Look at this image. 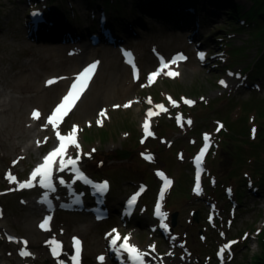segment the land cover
Listing matches in <instances>:
<instances>
[{
  "label": "rangeland",
  "instance_id": "1",
  "mask_svg": "<svg viewBox=\"0 0 264 264\" xmlns=\"http://www.w3.org/2000/svg\"><path fill=\"white\" fill-rule=\"evenodd\" d=\"M62 1L0 0V264H76V247H70L75 240L78 264H111L105 246L113 234L159 249L166 264H251L264 229V192L253 196L241 181L264 163V71L259 74L255 63L262 50L256 21L242 28L240 17L212 8L205 27L169 26L140 8L136 11L129 0L120 12L141 21L120 27V19L99 5L88 2L86 7L80 3L85 0H73L75 17ZM28 2L45 9L42 29H54L46 37L35 31L39 42L25 36L24 28L31 25ZM233 2L241 14L251 5L249 0ZM51 3L60 13H47ZM89 6L99 7V16L89 13ZM102 16L123 42L109 53L102 40L90 44L89 32L99 29L96 21ZM69 28L77 29L90 54L81 60L74 54L63 66H55L42 48L57 49V38ZM29 41L38 45L32 48ZM198 50L203 59L197 57ZM180 56L184 58L172 62ZM161 57L168 63L163 70ZM93 62L97 67L79 103L57 126L49 124L54 106ZM154 71L158 75L149 79ZM170 71L178 75L171 77ZM120 84H127V90L118 89ZM161 104L165 111L159 110ZM145 123L151 136L142 132ZM73 127L76 145H69L64 158L77 159L79 171L69 165L68 171L58 172L56 164L53 170L85 194L89 184L107 182L106 202H120L123 213L125 198L145 186L133 207L137 215L143 214L136 223L141 228L127 226L134 221L108 210L107 218L95 220L88 210L93 197L87 214L64 213L50 204L48 209L35 208L40 177L33 184L31 173L56 148L57 133L72 132ZM205 143L202 179L195 183V161ZM117 149L128 150V157L116 158ZM29 180V190L19 192V185ZM163 183H168L161 207L167 229L155 215V197ZM195 211L198 221L192 217ZM47 217L49 223L42 228ZM102 247L105 257L99 261Z\"/></svg>",
  "mask_w": 264,
  "mask_h": 264
},
{
  "label": "trees",
  "instance_id": "2",
  "mask_svg": "<svg viewBox=\"0 0 264 264\" xmlns=\"http://www.w3.org/2000/svg\"><path fill=\"white\" fill-rule=\"evenodd\" d=\"M47 1V0H46ZM68 1V0H64ZM73 1V0H70ZM87 1V0H85ZM127 1V3H126ZM88 0V2L94 3L97 6H101L104 11L110 12L111 18H115V20L120 19V27H124L128 25V23H132L131 21H136L140 24L138 17H126V14L120 12L124 9V6H128L129 0ZM251 5L249 9L243 10L244 14H241V7L233 2V0H131V4L133 9L138 11L141 9V12L144 14H148L150 16H155L157 18L162 19L164 24H168L169 26H178L182 24L183 27L191 26V28H201L205 27L207 21L208 9H215L223 11V13H227L228 15H232L239 18L242 26L252 25L253 21H256V27L258 28V37L262 43V50L258 53V56L255 59V63H257L258 70H260L259 74L264 71V0H249ZM54 2V1H52ZM84 6L87 7V2H83ZM126 3V4H125ZM143 3V4H142ZM135 4V5H134ZM204 6H203V5ZM50 9L47 13L52 12V14L60 13L59 6L49 4ZM131 7V6H130ZM145 7L146 10L143 8ZM155 9V10H154ZM242 12V13H243ZM137 14V13H136ZM135 14V15H136ZM209 14H213V11H210ZM208 14V15H209ZM206 15V16H205ZM138 16V15H137ZM113 20V19H112ZM139 21V22H138ZM129 23V24H130ZM124 26H123V25ZM44 25H41L40 33H51L52 30L47 31L46 28L42 29ZM243 28V27H242ZM254 28V27H253ZM190 29V27H189ZM54 32V31H53ZM254 69V68H253ZM262 74V73H261ZM249 80V76L247 77ZM242 183L244 182L248 191H250L251 195L255 196L258 193L264 192V163H261L259 167L252 168L250 173L245 174L244 178H242ZM240 197V194H237ZM264 196V195H263ZM237 197V196H236ZM237 199V198H236ZM239 199V198H238ZM258 245H259V253L251 262V264H264V229L260 232L258 236Z\"/></svg>",
  "mask_w": 264,
  "mask_h": 264
},
{
  "label": "bare ground",
  "instance_id": "3",
  "mask_svg": "<svg viewBox=\"0 0 264 264\" xmlns=\"http://www.w3.org/2000/svg\"><path fill=\"white\" fill-rule=\"evenodd\" d=\"M35 1V3H39V2H43L44 0H33ZM64 1L61 2V4ZM68 3L67 9L69 11V9L72 11V13H74L73 15L76 17V15L78 14V12H73L76 9V6L74 4V1H65ZM85 3H88L87 1H84ZM29 3V2H28ZM31 4L30 6H33L34 3L30 2ZM33 3V4H32ZM81 4H84L83 2H80ZM89 13H91L94 17L99 16V7L97 8V6H89ZM63 14V13H62ZM105 22V21H104ZM104 22L96 21V26L99 27L98 31L102 40V44H104L105 46V51L106 52H110L113 47H116V45L119 43H123L120 42L119 40H122L121 37H117L116 33L114 32V29H112L110 26H107V24H105ZM139 22V21H138ZM25 30V36L27 38H33L34 42H36V40H38V38H36V36L34 35L35 31H38V29H34L33 25H28L24 28ZM188 28H186L187 30ZM76 28L74 29H68L66 32L64 31V33H62L58 38H57V49L56 46H52V47H47V48H42V50H46V52L48 53V60L52 61L53 65L55 66H63L65 63H67L68 60H70L72 57V55L74 54H80L78 57V60H81L82 58H85L86 56H88L90 54V49L88 48V46H86L85 43H82V37L76 32ZM178 31H181V29L179 28ZM189 34V33H188ZM191 34V32H190ZM39 37H45L43 34L39 35ZM195 39H192V41H194ZM30 43V47H35L38 44H34V42L29 41ZM39 42V40L37 41ZM154 51V50H153ZM106 53V55L108 54ZM53 56L57 58V60L52 59ZM52 57V58H51ZM178 75V72L176 73ZM177 75H174L173 77H176ZM151 83V82H148ZM55 87V86H54ZM126 91L127 90V84H120L119 88ZM57 90V89H56ZM56 90L52 91V94L56 93ZM84 91V90H83ZM83 91L80 94L79 99L76 101L75 105L72 107V109L76 106L77 103H79V101L82 98L83 95ZM113 108V106H111ZM110 108V107H109ZM71 109V110H72ZM151 132V131H149ZM71 144V142H70ZM69 144V145H70ZM44 160L41 162L43 163ZM66 171H68V168L66 169ZM59 173L55 172L53 170V178H52V183H53V188L55 189L54 191L52 189H45L43 188L40 184L39 186L36 184V186L41 190V193L36 196V198L32 201L34 202V206L36 209L42 210V209H48V204L54 206V208H59L61 209L62 212L64 213H73V214H87V208L90 205V203L92 202V196L91 194H85V192L77 191L76 189L70 187L65 181L64 183H60V181L62 180V178H59ZM86 177V173L84 174ZM78 176V175H76ZM88 176V174H87ZM63 181V180H62ZM81 185H85L84 181L79 180ZM36 182V179L33 181V184ZM29 190L28 188H21V190L19 192L22 193H26V191ZM167 191V189H166ZM165 191V193H166ZM164 193V195H165ZM164 198V197H163ZM138 202H136L134 204V206L137 204ZM162 205V204H161ZM31 206L32 203H31ZM106 206H107V210L110 212H114V213H119L120 218L122 220L124 219H130L132 221H134L133 224H129L127 226H137L136 223L138 221V219L140 217H142V212H139L138 215L136 213L137 209H134V211L132 213H123V212H119V207H120V202L119 203H112L109 204V201L106 202ZM162 207V206H161ZM156 217V216H155ZM161 223H159L160 225ZM90 226H87V228H89ZM140 227L141 226H137ZM145 227V226H144ZM78 232L80 230H77ZM118 243V242H117ZM110 245L107 243L105 246V250L107 251V253L112 255V260H111V264H122L123 263V259H124V254L121 251H115V254H118L119 256V260H114L113 259V252L109 251V247ZM70 247L72 249H74L76 247L75 242H70ZM118 247V244H117ZM103 248V247H102ZM113 250V249H112ZM97 258H101V257H105V253H104V248L103 251H99V253L96 255ZM99 261H102V259H100ZM223 261V259H222ZM177 264H179L177 262Z\"/></svg>",
  "mask_w": 264,
  "mask_h": 264
},
{
  "label": "snow or ice",
  "instance_id": "4",
  "mask_svg": "<svg viewBox=\"0 0 264 264\" xmlns=\"http://www.w3.org/2000/svg\"><path fill=\"white\" fill-rule=\"evenodd\" d=\"M33 16L39 17L40 13L39 12H33ZM201 59H203V54H200ZM184 57H174L172 62L175 63L177 59H183ZM161 70L164 68L168 67V63L165 62L164 58L161 57ZM97 67V63L93 62L86 66L74 79V82L70 85V89L68 90L67 94L63 96L62 102L59 103L54 111L51 112L50 116L48 117V123L53 125L54 127L58 125V123L61 121V119L68 114L69 111H71L72 107L75 105L76 101L79 99L81 92L84 90L85 86L87 85L88 81L90 78L93 76L94 71ZM133 68L135 70V66L133 65ZM158 75V72L154 71L150 74L149 79L156 77ZM168 75L174 76L177 75L176 73L169 72ZM48 84H53V80H49L47 82ZM223 83V81H221ZM187 103H192L191 101H186ZM160 107L161 111H164L163 106H158ZM35 116L36 113H33ZM149 116L153 115V113L150 111L148 113ZM191 123V121H189ZM148 124H144V129L147 135L151 136L152 133L148 131ZM219 131V129H217ZM58 139H59V146L56 147L53 151L49 152L47 156L44 157V162L41 163L38 167L35 168V170L31 173L32 180H35L37 177H40V185L45 188V189H52L53 191L55 190L53 188V183H52V178H53V166L54 164L57 165V171L58 172H64L69 165L72 166L73 169L76 171H79L77 168V159H72L68 158L65 159V154L66 151L69 147V143L76 145V128L73 127L71 135H60L57 133ZM209 138L205 136V140L207 141ZM208 144L205 143L204 148L200 152V156L202 157L205 154V151L208 148ZM59 157L58 163H57V158ZM9 179H13V177L9 176ZM32 180H29L26 183H21L19 185L20 188H25V187H31L32 186ZM60 183H64V181H60ZM95 188L98 192H104L105 189L107 188V182L103 183H96ZM137 197L133 196L129 201L128 204L132 205L136 202ZM155 215L161 219V224L160 227L167 229L168 225L164 222L167 217V213L163 212L161 210V205L157 204L156 209H155ZM50 217H47L44 219L43 223L41 224V227L43 228L45 225L49 223ZM115 232V229H113ZM120 239L119 234L114 236L111 240V247L115 251H121L122 253H127L128 258L132 261V264H146L145 261V256L147 253L140 251L135 245L130 244L129 237L125 236L123 238L124 243L120 244L119 247H117V241ZM235 243V241L231 242ZM75 245H76V255L72 256V260L78 264V254H79V240H75ZM227 247V246H226ZM225 251V249H221V254ZM53 252L55 253V249H53ZM22 255H27L26 252H22ZM100 259H103L101 257ZM63 264V262H62Z\"/></svg>",
  "mask_w": 264,
  "mask_h": 264
},
{
  "label": "water",
  "instance_id": "5",
  "mask_svg": "<svg viewBox=\"0 0 264 264\" xmlns=\"http://www.w3.org/2000/svg\"><path fill=\"white\" fill-rule=\"evenodd\" d=\"M117 154L116 158H126L129 155V151L125 149H117ZM192 217L195 221H198L199 215L198 211H195L192 213ZM121 243H124V240L121 241ZM132 245H135L140 251L147 253L145 256V261L147 264H166L165 263V253L160 251L159 249L154 248L153 246L151 247V250L147 247L139 246L135 243L129 242ZM127 264H131L129 261Z\"/></svg>",
  "mask_w": 264,
  "mask_h": 264
}]
</instances>
